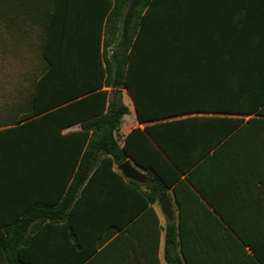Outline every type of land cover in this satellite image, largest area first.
<instances>
[{
  "label": "trees",
  "instance_id": "1",
  "mask_svg": "<svg viewBox=\"0 0 264 264\" xmlns=\"http://www.w3.org/2000/svg\"><path fill=\"white\" fill-rule=\"evenodd\" d=\"M93 18L28 62L0 54V264H80L141 222L169 263L195 264L187 198L206 207V179L264 193V0H97ZM124 91L140 125L120 141Z\"/></svg>",
  "mask_w": 264,
  "mask_h": 264
},
{
  "label": "crops",
  "instance_id": "2",
  "mask_svg": "<svg viewBox=\"0 0 264 264\" xmlns=\"http://www.w3.org/2000/svg\"><path fill=\"white\" fill-rule=\"evenodd\" d=\"M96 5L97 0H0V54L7 55V63L28 62L16 56L41 53L47 37H60L62 29L64 32L70 30L62 28V23L92 21L93 6ZM252 115L239 116L247 118ZM126 124L127 130L122 137L140 125L137 119ZM77 129L78 123L64 128L63 132ZM120 130L121 127L118 132ZM134 167L143 174L140 168ZM205 186L203 202L206 207L199 205L194 197L185 201L189 231L186 244L192 260L195 264H260L251 247H261L260 254L264 259V193L240 190L223 180L206 179ZM165 195L171 207L170 218L162 213L158 201L153 206L162 226L167 221L176 224L179 220L180 208L174 194ZM155 228L151 223H137L105 253L92 254L80 264H171L164 256L163 229H160L158 246L154 249Z\"/></svg>",
  "mask_w": 264,
  "mask_h": 264
},
{
  "label": "water",
  "instance_id": "3",
  "mask_svg": "<svg viewBox=\"0 0 264 264\" xmlns=\"http://www.w3.org/2000/svg\"><path fill=\"white\" fill-rule=\"evenodd\" d=\"M118 169L120 172L124 175L127 179H132L137 182H143L144 181V175L141 174L139 171L136 170V168L132 165V160L127 159L123 163H121L118 166ZM158 202L160 204L161 211L164 215H166L168 218L171 217V207L170 203L168 201V198L166 195H162Z\"/></svg>",
  "mask_w": 264,
  "mask_h": 264
},
{
  "label": "rangeland",
  "instance_id": "4",
  "mask_svg": "<svg viewBox=\"0 0 264 264\" xmlns=\"http://www.w3.org/2000/svg\"><path fill=\"white\" fill-rule=\"evenodd\" d=\"M125 98L124 103L129 107L130 112L126 115H124L125 121L121 122L120 127L122 130L118 132V138L121 141L122 135L124 134V131L127 130V124L126 122H131L136 119L135 114H134V107H133V101L130 98V96L124 91L123 92V99Z\"/></svg>",
  "mask_w": 264,
  "mask_h": 264
}]
</instances>
